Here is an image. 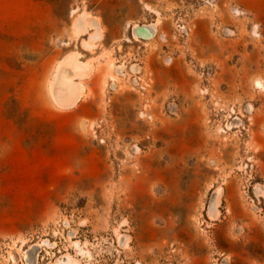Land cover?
Masks as SVG:
<instances>
[{
	"label": "rangeland",
	"instance_id": "rangeland-1",
	"mask_svg": "<svg viewBox=\"0 0 264 264\" xmlns=\"http://www.w3.org/2000/svg\"><path fill=\"white\" fill-rule=\"evenodd\" d=\"M260 84L264 0H0V264H264Z\"/></svg>",
	"mask_w": 264,
	"mask_h": 264
},
{
	"label": "bare ground",
	"instance_id": "bare-ground-1",
	"mask_svg": "<svg viewBox=\"0 0 264 264\" xmlns=\"http://www.w3.org/2000/svg\"><path fill=\"white\" fill-rule=\"evenodd\" d=\"M154 31H155V29H154V27L153 26H147V25H142V26H136L135 28H134V31L133 32H135V34L136 35H138V34H140V35H142V36H145V37H149L150 35H152L153 33H154ZM141 37V36H140ZM77 64V63H76ZM77 67V66H76ZM81 69V68H80ZM68 70V69H67ZM90 70V69H89ZM69 71V70H68ZM79 71V70H78ZM86 71H88V69L86 70ZM72 72H73V70H72ZM77 72V71H76ZM64 73V75L66 76V74H65V72H63ZM63 73H62V75H63ZM70 73V72H69ZM68 73V74H69ZM60 75H61V73H59ZM69 75H73V74H69ZM74 75H75V73H74ZM64 77V76H63ZM74 78V77H73ZM73 78H71V79H73ZM60 81H61V79H60ZM67 81V80H66ZM58 82H59V80H58ZM68 82V81H67ZM67 82H65V84H67ZM57 83V82H56ZM61 83V82H60ZM68 83H72V82H70V79H69V82ZM58 85H59V83H57ZM62 84V83H61ZM64 84V83H63ZM73 84V83H72ZM76 84V83H75ZM74 85V84H73ZM73 85H63V90H64V92L62 91V93H61V91L59 90V92H60V94H64L63 96H62V98H64L65 96L66 97H68L69 98V96L71 95L72 96V93L74 94V92H73ZM261 85V84H260ZM262 87H264V85H261ZM77 87H78V85H77ZM56 88H57V86H56ZM60 88V87H59ZM82 88V87H81ZM78 89V88H77ZM57 91H58V88H57ZM83 91V90H82ZM77 92V91H76ZM56 92H54V95L56 96V94H55ZM76 95V96H75ZM75 95L74 96H72L73 98L75 97H77L78 96V92H77V94L75 93ZM70 96V97H71ZM78 98H79V96H78ZM60 99V98H59ZM59 99H55L56 101H58ZM70 100H71V98H69ZM68 99V100H69ZM61 100V99H60ZM63 101V100H62ZM65 101H67L66 100V98H65ZM58 103H59V101H58ZM66 103V102H65ZM72 103H73V101H72ZM76 103V102H75ZM61 104V103H60ZM74 104V103H73ZM61 105H63V104H61ZM72 105V104H71ZM64 106V105H63ZM65 106H66V104H65ZM69 106H70V103H69ZM249 109V108H248ZM250 110V109H249ZM85 121V120H84ZM81 123H83V122H81ZM85 123H87L86 121H85ZM85 127V126H84ZM82 130H85V129H82ZM218 194L219 193H215V196H214V199H213V205L214 206H216L218 203H219V200H218ZM33 256V255H32Z\"/></svg>",
	"mask_w": 264,
	"mask_h": 264
},
{
	"label": "built area",
	"instance_id": "built-area-1",
	"mask_svg": "<svg viewBox=\"0 0 264 264\" xmlns=\"http://www.w3.org/2000/svg\"><path fill=\"white\" fill-rule=\"evenodd\" d=\"M233 12L238 15V14H242V11H240L238 8H233ZM184 33H186L185 29H181ZM171 62V58L167 57L166 58V63H170ZM205 74L210 76L211 75V68L207 67ZM131 83L134 85V87H137L138 89L141 90H145L146 89V83H143L142 81H140L139 77H133L131 79ZM168 111L170 114L175 115L177 113V108L176 105L174 103H172L170 105V107H168ZM139 116L141 119L143 120H149L151 121L153 119L152 114L147 110V104H145L141 110L139 111ZM139 149L134 145L131 147V153H138Z\"/></svg>",
	"mask_w": 264,
	"mask_h": 264
}]
</instances>
